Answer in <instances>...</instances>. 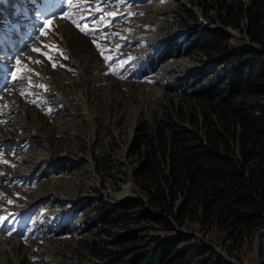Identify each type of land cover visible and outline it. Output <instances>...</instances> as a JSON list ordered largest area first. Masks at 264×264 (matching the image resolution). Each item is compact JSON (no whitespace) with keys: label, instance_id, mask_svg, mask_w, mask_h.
<instances>
[{"label":"rangeland","instance_id":"rangeland-1","mask_svg":"<svg viewBox=\"0 0 264 264\" xmlns=\"http://www.w3.org/2000/svg\"><path fill=\"white\" fill-rule=\"evenodd\" d=\"M31 1L0 2V264H78L85 244L140 228L107 225L111 236L100 226L86 229L105 208L122 211L142 196L132 178L137 133L153 136L171 122L194 129L180 120L199 107L186 94L199 79L229 71L233 52L252 48L264 57V46L248 39L243 23H221L220 4L237 0H72V8L67 0ZM111 12L117 15L98 32L85 34L73 23L91 28ZM219 31L226 39L217 51L200 48L154 72L148 66L169 41L208 43ZM50 45L59 49L55 69L32 51ZM151 226L142 236H166ZM174 227L228 264H264V220L239 245L228 228Z\"/></svg>","mask_w":264,"mask_h":264},{"label":"trees","instance_id":"trees-1","mask_svg":"<svg viewBox=\"0 0 264 264\" xmlns=\"http://www.w3.org/2000/svg\"><path fill=\"white\" fill-rule=\"evenodd\" d=\"M218 14L223 26L243 23L241 30L248 39L264 46V0L220 4ZM224 34H214L208 43L191 41L182 46L169 41L148 66L154 72L169 60L200 48L217 51L226 39ZM230 58L234 65L229 71L215 81L199 79L186 94L199 107H191L180 120L194 129L171 122L156 128L153 136L143 130L137 133L131 147L137 164L132 178L142 196L124 205L122 211L105 208L86 229L100 226L111 236L107 225L122 222L140 228L116 235L108 243L85 244V253H78L82 260L78 264H228L210 246L177 234L174 226L197 223L202 230L212 225L228 228L230 238L239 245L241 235L250 236L262 223L264 57L245 48ZM172 127L175 130H166ZM139 207L142 209L131 219L129 215L123 219L126 212ZM145 224L157 225L166 236H142L147 227L153 228Z\"/></svg>","mask_w":264,"mask_h":264},{"label":"snow or ice","instance_id":"snow-or-ice-1","mask_svg":"<svg viewBox=\"0 0 264 264\" xmlns=\"http://www.w3.org/2000/svg\"><path fill=\"white\" fill-rule=\"evenodd\" d=\"M121 2H123V0H121ZM68 6L69 8L75 7V5L72 4V0H67ZM97 11H99V8L96 9ZM117 15L116 12H111V13H106L101 15L98 19H93L91 21V24L93 25V27L89 28L88 25H83L81 26L78 22L73 21V23H76V26L80 29L81 32H84L85 34H91L92 32H98V27H96L97 25H103L104 27H107V25L109 23H111V20H107L106 21V17H115ZM131 15V14H129ZM64 18L65 19H71V16L69 13H65L64 14ZM81 19H83V17H81ZM50 24V21L45 20L44 22V27L47 28ZM41 35H46L45 31H41ZM105 38H107V34H105ZM48 48V51L46 52H41V49L38 48H34L32 49L33 52H36L38 54L43 55L49 62H51L52 67L55 69L57 67V61L54 59V53L59 52V49L56 48L55 46H46ZM97 47H99V45H97ZM61 56H63V53H60ZM64 59H67V57H63ZM111 57L110 56H105V60L108 61L110 60ZM37 63H39V61H37ZM16 64L19 65L20 61H16ZM61 67H63V65H60ZM19 71V69L17 70ZM13 77L14 79L16 78V73H13ZM31 83V82H29ZM37 87L39 88H44V85H37ZM21 95H24V93H21ZM51 111V110H49ZM12 201H8V203H11ZM6 218L5 217H0V224H2L4 222ZM10 234V233H9Z\"/></svg>","mask_w":264,"mask_h":264},{"label":"bare ground","instance_id":"bare-ground-1","mask_svg":"<svg viewBox=\"0 0 264 264\" xmlns=\"http://www.w3.org/2000/svg\"><path fill=\"white\" fill-rule=\"evenodd\" d=\"M4 0H0V2H3Z\"/></svg>","mask_w":264,"mask_h":264}]
</instances>
